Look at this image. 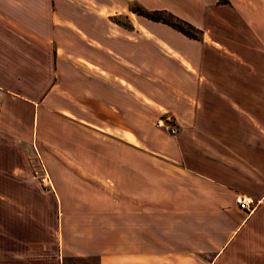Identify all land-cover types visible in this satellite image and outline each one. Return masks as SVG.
<instances>
[{"label": "crops", "instance_id": "1", "mask_svg": "<svg viewBox=\"0 0 264 264\" xmlns=\"http://www.w3.org/2000/svg\"><path fill=\"white\" fill-rule=\"evenodd\" d=\"M224 1L0 0V125L53 195L38 243L1 213L0 264H264V0Z\"/></svg>", "mask_w": 264, "mask_h": 264}, {"label": "rangeland", "instance_id": "2", "mask_svg": "<svg viewBox=\"0 0 264 264\" xmlns=\"http://www.w3.org/2000/svg\"><path fill=\"white\" fill-rule=\"evenodd\" d=\"M136 8L144 9L140 4H137ZM118 21L121 24H125L126 18L121 16ZM43 116L45 117L46 124L51 118L55 117L53 113L47 110L44 111ZM29 126L31 125L29 124ZM65 126L66 124L63 123L61 127L63 128ZM45 129L47 130V125ZM29 131H31V128ZM18 132L19 130L16 132L8 128V126L0 125V217L2 212L4 214L6 212L12 213L11 211L14 213H22L26 224H35L36 226L34 229L35 233H32L34 238L32 237L29 240L38 243L40 239L49 237L51 232L50 228L47 229L50 221L45 219V215L52 212L50 198L52 200L53 195L46 194L45 191L47 190L43 189L37 181V176L41 170L47 175L44 168L45 166L47 167L45 160L49 158L50 154L47 145L48 139L41 141L40 148L36 142L35 145L31 143L29 152V150L26 151L27 147L25 144L22 147L19 146L18 136L20 133ZM15 133L18 135L17 138ZM47 177L49 178L48 175ZM3 196L6 198L9 197L8 201L7 199H2ZM2 201L8 203V209L6 205L3 207ZM27 214L29 216L32 214L37 215L39 218L38 221L41 220L40 223L38 221L36 222V220L33 222V220L26 216Z\"/></svg>", "mask_w": 264, "mask_h": 264}, {"label": "trees", "instance_id": "3", "mask_svg": "<svg viewBox=\"0 0 264 264\" xmlns=\"http://www.w3.org/2000/svg\"><path fill=\"white\" fill-rule=\"evenodd\" d=\"M218 3H225L224 0H216ZM132 13L143 17L149 21L162 23L179 32L180 34L190 39L198 40L200 32L190 26L188 23L172 16L166 11H145L142 8H130Z\"/></svg>", "mask_w": 264, "mask_h": 264}, {"label": "built area", "instance_id": "4", "mask_svg": "<svg viewBox=\"0 0 264 264\" xmlns=\"http://www.w3.org/2000/svg\"><path fill=\"white\" fill-rule=\"evenodd\" d=\"M168 122V119L166 118H163V119H158L157 122H156V127L158 128H162L166 131H168L169 134L173 135L175 133L174 129L172 127H170L169 124H167ZM41 170V169H40ZM41 174H39L37 176V181L38 183L41 185V187L47 191H50L51 190V182L49 180V178L47 177V175L44 173V171L40 172ZM234 203L235 205L237 206V208L239 210H242V211H245V212H250V208L248 206V201L246 198L244 197H236L234 199Z\"/></svg>", "mask_w": 264, "mask_h": 264}]
</instances>
